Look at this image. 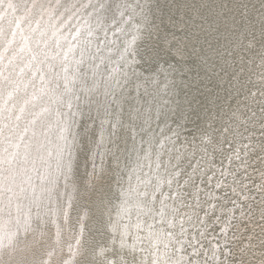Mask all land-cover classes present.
Returning <instances> with one entry per match:
<instances>
[{
	"label": "rangeland",
	"instance_id": "1",
	"mask_svg": "<svg viewBox=\"0 0 264 264\" xmlns=\"http://www.w3.org/2000/svg\"><path fill=\"white\" fill-rule=\"evenodd\" d=\"M0 264H264V0H0Z\"/></svg>",
	"mask_w": 264,
	"mask_h": 264
}]
</instances>
